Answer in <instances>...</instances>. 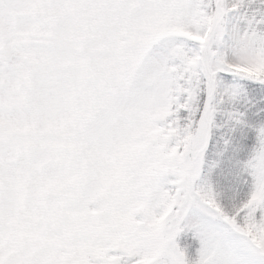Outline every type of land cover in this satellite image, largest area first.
<instances>
[{
	"label": "snow or ice",
	"instance_id": "1",
	"mask_svg": "<svg viewBox=\"0 0 264 264\" xmlns=\"http://www.w3.org/2000/svg\"><path fill=\"white\" fill-rule=\"evenodd\" d=\"M0 264H264V0H0Z\"/></svg>",
	"mask_w": 264,
	"mask_h": 264
}]
</instances>
